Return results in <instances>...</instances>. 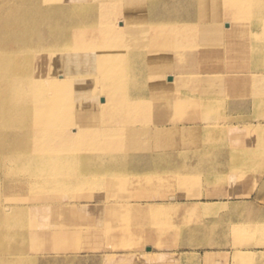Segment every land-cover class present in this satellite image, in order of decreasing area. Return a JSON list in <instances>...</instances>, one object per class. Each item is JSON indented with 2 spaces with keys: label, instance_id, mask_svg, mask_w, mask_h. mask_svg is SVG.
<instances>
[{
  "label": "bare ground",
  "instance_id": "bare-ground-1",
  "mask_svg": "<svg viewBox=\"0 0 264 264\" xmlns=\"http://www.w3.org/2000/svg\"><path fill=\"white\" fill-rule=\"evenodd\" d=\"M256 20L264 26V0H0V264L14 261V256L4 251L30 248L31 230L36 237L56 236L71 227L72 222L63 217H79L78 207L69 205L76 193L100 189V194L116 188L108 196L100 195L98 201L99 208L115 210L123 202L118 198L129 183L100 176H131L146 172L151 166L165 173L169 156L211 153L205 147L196 149L170 142L169 151L160 147L150 153L141 152L138 157L145 160L137 162L131 141L124 143L127 151L119 153L115 146L119 133L95 124L100 119V124L121 121L130 125L135 113L149 109L160 92L165 96L168 85L182 80L185 86H190L192 79L198 80L197 92L211 97L220 91H239L241 81L249 78L248 88L241 90L249 92L258 103L264 102V62L258 63L261 68L250 66L238 76V72L222 71L219 59L207 63L202 72L191 73L194 68L184 64L180 68L181 79L167 71L174 67L172 57H178L179 51L167 56L156 52L159 46L169 45L186 57L201 46L223 47L231 65H236L241 57L255 64L264 61V27L254 33ZM246 26L251 28V34H246ZM240 33L245 43L236 51L228 49L240 39ZM120 58L126 60V66L115 71L120 74L118 77L109 78ZM198 63L199 60L195 67ZM186 88L182 94L174 92L183 99L176 97L163 104V114L158 116L161 121L171 120V111H207L208 106H213V102L204 103L202 99L192 102ZM60 119L63 124L73 119L76 126L56 130L52 124ZM199 120L195 117L194 125ZM239 126L242 128L232 132L238 141L247 136L248 145L232 146L228 153L247 157L259 154L255 147L257 125ZM184 128L178 129L183 132ZM157 131L153 133L165 132ZM197 133L185 130L184 137ZM73 146L82 150L83 160L89 161L83 165L85 175L99 174V178H79L76 170L52 163L57 158L50 152ZM166 175L151 182L135 179L131 187L136 192L163 191V185L176 183L175 176ZM5 194L27 198L5 199ZM44 194L52 195V200L38 203L50 205V209L36 207L28 212L24 205H18ZM53 194H58L56 202H52ZM113 210L106 212L111 218L116 216ZM37 257L26 258L23 263L38 264Z\"/></svg>",
  "mask_w": 264,
  "mask_h": 264
},
{
  "label": "rangeland",
  "instance_id": "rangeland-1",
  "mask_svg": "<svg viewBox=\"0 0 264 264\" xmlns=\"http://www.w3.org/2000/svg\"><path fill=\"white\" fill-rule=\"evenodd\" d=\"M255 23L257 27L254 33L257 29L264 27L259 20ZM244 28L247 30L246 34H251L249 26ZM162 31L161 26L160 33ZM240 34H242L240 39L228 49L237 50L239 46V48L242 47L245 41L243 33ZM246 44L249 45L247 41ZM222 48L201 46L187 54L186 57L181 54V50H173L169 45L159 46L156 52L167 56L179 51L178 57H172L174 67L171 66L167 71L178 74L181 79L183 70L180 68L184 64L192 66L194 70L191 73H195V71H204L203 67H206L207 63L210 64L214 59H219L220 62L222 61V67L220 66L222 71H229L232 74L238 72L236 73L238 76L245 74L250 66L261 68L258 63L264 62L261 60L253 64L249 59L241 57L236 65H231V61L226 59L227 54ZM222 51L224 54L221 53ZM197 60H199L198 69L195 67ZM125 66L124 58L117 60L111 73L108 74L109 78L118 77L120 74L115 71ZM198 82L192 79L189 81L190 86L183 85V80L178 84L168 85V82L166 86L168 85L167 90L169 91L164 94L165 96L163 92H160L161 95L156 93L160 96L157 102L144 112L135 113L128 126L123 125L121 121L105 120L106 122L100 124V119L95 125L107 127L119 133L115 137V146L119 153H125L127 149L124 143L131 141L134 147L131 151L137 154L134 156L137 162L145 160L144 157H138L139 153H150L149 151L153 152L154 149L157 150L160 147L169 151L172 142L189 148L205 147L211 153L208 155L190 153L186 157L169 156L164 166L166 177L170 174L171 178L175 176L176 183L170 187L163 185L162 187L166 188L163 191L136 192L131 187V181L135 179L151 182L165 174L157 169L153 170L152 166L146 172L132 173L131 176L124 173L100 176L111 177L112 180L117 178L128 181L129 184L125 185L126 190H123L118 198L123 202L117 204L115 210L109 207L99 208L100 195L107 193L108 196L110 192H115L116 188L113 187L110 190H103L105 192H100V194L98 193L100 189H94L95 191L92 192H83V190L76 193L75 197H72V202L69 201V205L78 207L79 217L73 220L67 215L63 217L72 222L70 229L67 227L56 236L39 235L38 237L31 230L28 237L30 248L23 246L20 250L4 251L14 256L13 264H24L26 258L35 255H38V264H177L173 261H178V264H264V102L258 103L249 92L245 93L241 90L244 87L248 88L251 82L249 78L241 81L239 91H220L218 96L212 93L211 97L202 96L200 92H197L195 85ZM185 88L190 93L192 102L202 99L204 103L213 102V106H208L207 111L204 108L200 111L196 109L194 112L191 110L186 113L171 111L172 119L161 121L158 116L163 114V104L175 101L178 96L174 92L182 94ZM178 98L183 99V96ZM202 107L206 109V105ZM195 117L200 120L194 125ZM61 120L52 124V127L63 131L76 126L73 119L64 124ZM242 123L257 125V130H254L257 137L255 147L259 150V154L247 157L246 155L233 156L228 153L232 146L248 145L247 136L246 138L242 136L238 141L232 132L241 129L239 125ZM180 126L186 127L183 132L178 129ZM160 129L165 132L158 135L153 133L159 132L157 130ZM185 130L187 132L194 130L199 133L186 139ZM133 131L140 134L137 135ZM130 138L132 140H128ZM50 153L57 158L52 162L53 164L76 170L75 173L79 178H99V174L85 175L83 165L88 164L89 161L82 159V150L73 146ZM56 195L58 194H53L55 201L52 202H56ZM11 196L27 198L26 195H16L17 197L4 195L5 199ZM48 199L52 200V195L44 194L37 200H33L32 197L27 204L24 201L23 204L18 205H24L28 212L36 207L50 209V205L43 206L38 203L41 200L45 203ZM212 201L219 203H202ZM134 202L140 203L139 206L137 205L139 210L144 211L147 207L156 206L166 212L160 216L146 213L134 215L133 210L137 211L135 208L131 209V204ZM110 210L115 211L114 218L107 215L106 212ZM211 236L213 241L210 240ZM217 243L219 246L227 247L225 249L228 251H213L205 248V246ZM239 250L241 252H238ZM13 252H18V254L14 255Z\"/></svg>",
  "mask_w": 264,
  "mask_h": 264
},
{
  "label": "crops",
  "instance_id": "crops-1",
  "mask_svg": "<svg viewBox=\"0 0 264 264\" xmlns=\"http://www.w3.org/2000/svg\"><path fill=\"white\" fill-rule=\"evenodd\" d=\"M201 155H205V154H201ZM223 202H225V201H223ZM203 204H207V203H211V204H215V203H219L218 201H212V202H202ZM138 204H140L139 202H134V203H132L131 204V209L133 210V208H135L136 210V212H134V210H133V212H132V214L134 213V215L136 214V215H139V214H144V213H146V214H148V215H158V216H160L161 214H164L166 211H164V210H160V208H158V207H156V206H150V207H147V209L146 210H139V209H137V208H139L138 206ZM138 205V206H137ZM212 237V236H211ZM210 240H212L213 241V237L212 238H210ZM205 248L206 249H210V250H213V251H221V252H224V250H226V251H228L227 249H225V248H227V247H223V245H221V246H219L218 245V243L217 244H212V245H210V246H205ZM238 252H241V250H239ZM239 254V253H238ZM239 256H241V255H239ZM174 263H176L177 262V264H178V261H173ZM245 262V261H244Z\"/></svg>",
  "mask_w": 264,
  "mask_h": 264
}]
</instances>
